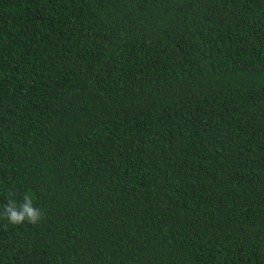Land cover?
Returning <instances> with one entry per match:
<instances>
[{"label":"trees","instance_id":"16d2710c","mask_svg":"<svg viewBox=\"0 0 264 264\" xmlns=\"http://www.w3.org/2000/svg\"><path fill=\"white\" fill-rule=\"evenodd\" d=\"M0 264H264V0H0Z\"/></svg>","mask_w":264,"mask_h":264},{"label":"clouds","instance_id":"9594fccd","mask_svg":"<svg viewBox=\"0 0 264 264\" xmlns=\"http://www.w3.org/2000/svg\"><path fill=\"white\" fill-rule=\"evenodd\" d=\"M12 195V193H9L10 197ZM3 215L14 225H21L25 222L35 225L42 220L44 213L34 205L32 196L25 194L19 204L15 199L9 198L3 210Z\"/></svg>","mask_w":264,"mask_h":264}]
</instances>
